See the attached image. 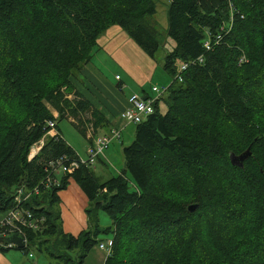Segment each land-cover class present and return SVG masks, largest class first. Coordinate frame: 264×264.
Listing matches in <instances>:
<instances>
[{
  "label": "trees",
  "instance_id": "trees-1",
  "mask_svg": "<svg viewBox=\"0 0 264 264\" xmlns=\"http://www.w3.org/2000/svg\"><path fill=\"white\" fill-rule=\"evenodd\" d=\"M232 1L238 13L230 31L209 50L202 45L204 29L215 30L225 19V0L169 1L165 33L174 44L161 66L172 80L152 113L134 124L133 139L122 148L124 167L100 181L90 164L80 163L58 123L74 119L89 142L86 125L75 119L89 114L93 130L106 125L72 78L111 25L154 59L161 44L154 1L0 0V212L15 205L19 186H39L23 205L45 217L41 229L26 230L19 251L83 264L91 248L106 241L98 234L110 233L103 264H264V0ZM200 55L202 62L179 72L178 80L177 63ZM52 119L55 136L46 134ZM248 147L243 165L231 164L229 155ZM60 157L79 164L53 174L57 184H41L49 162L56 166ZM70 178L110 226L99 227L93 214L92 229L64 231L50 203Z\"/></svg>",
  "mask_w": 264,
  "mask_h": 264
},
{
  "label": "rangeland",
  "instance_id": "rangeland-1",
  "mask_svg": "<svg viewBox=\"0 0 264 264\" xmlns=\"http://www.w3.org/2000/svg\"><path fill=\"white\" fill-rule=\"evenodd\" d=\"M153 1L156 7V12L153 16V20L156 24L155 27L159 31L158 39L161 44L158 50L155 52L154 56L155 62L157 64L154 72L155 76L153 77L152 82H149L148 86L152 84L159 87H166L172 79L171 76L162 68L161 62L163 61L165 53L171 50L172 45L174 44L169 37L166 38L165 33L167 27V8L170 0ZM97 57L100 59V56ZM93 62L96 61L92 60V63ZM99 64L101 63L99 62ZM177 65H179V63H177ZM98 67L102 69L100 65ZM108 69L110 75L106 71L105 74L109 79L108 81L110 86L106 83L98 84V87L93 86L92 83L87 80V78H85L84 74L77 75L78 72H75V76L73 77V79H76V81L80 85V90L85 93L88 92L84 90L83 87H86L87 84H90L93 87L91 93L96 95V100L99 99L100 96H103L104 98H109L111 96L116 97L118 94L113 91L114 89L118 91V82L114 78V73L116 72V70L111 66H109ZM88 87L90 86L88 85ZM124 92L127 93L128 90L124 89ZM69 97H72V95L69 94ZM159 107L161 111H163L165 108L162 102H160ZM79 119H81L86 125L87 134L91 135L97 132L101 133L102 129L106 128L104 124V126H98L96 130H93L91 121L89 122V114H80L79 117L75 119V122H79ZM71 121H74V119H62L59 121L58 127L64 139L76 150L80 159H85L86 147L89 144V141L76 129ZM106 125L108 124L106 123ZM133 128L134 125H129V127L124 130L121 139L122 143L113 142L111 143L112 146L104 151L103 155H105L107 160H103L105 161L106 165L97 160L90 165L92 170L95 167L93 171L100 181H103L111 177L112 175H116L120 171V169L124 167L122 148L132 141L134 135ZM56 174L58 176L61 175L62 170L59 168ZM44 202L47 203L48 199H46ZM50 208L52 211H55L60 215L57 221L61 224L64 231L68 233L77 235L81 230L88 228L92 229L94 226L95 222L93 221L94 218L92 217L95 213V210L97 209H94L92 202H90L86 198L78 184L71 178L66 188L58 191V199L50 203ZM95 215L98 218L99 227L104 228L111 225L110 218L101 209L98 210L97 213L94 214V216ZM110 237V233H99L97 236V238L103 240H107V238H109L112 244V239ZM95 247L98 248L97 245H95ZM12 252L19 257L21 264H64V261H62V259L55 258L52 255L47 254L45 251L39 253L35 249H29L25 254L18 250H12ZM79 252L80 251L78 247L72 250L71 253L69 251V255L71 256L72 254V257H76Z\"/></svg>",
  "mask_w": 264,
  "mask_h": 264
},
{
  "label": "crops",
  "instance_id": "crops-1",
  "mask_svg": "<svg viewBox=\"0 0 264 264\" xmlns=\"http://www.w3.org/2000/svg\"><path fill=\"white\" fill-rule=\"evenodd\" d=\"M97 45L98 46L93 53L90 61L87 62L80 71H78L77 75L84 74L85 78H87V80H89L93 86L98 87V84L102 83H106L110 86L108 81L109 79L107 78L105 71L109 74L108 67L111 66L116 70V72L114 73V78L118 82V91L115 89L113 91L118 95L116 97L111 96L109 98L100 96L99 99L96 100V95L91 93L93 87L90 84H87L86 87L84 86L85 88L83 87V89L88 92L85 93L80 90V85L76 81V79L72 78V83L85 98H87L96 108H98V110H100L108 124L105 125L106 128L102 129L101 133L97 132L95 134H103L107 132L111 126L118 124L122 127L121 136L119 140H114L113 142L122 143L121 139L124 130L129 127V125L134 124L124 123L119 119L118 114L121 110L129 106V96L132 93H137L142 97L151 96L153 94V92L151 91V86L154 85L151 84L148 86V84L149 82H152V79L155 76L154 72L157 64L155 62V59L144 54V52L140 50L131 41V39H129L127 34L122 31V29L117 25H111L110 27H108L98 37ZM97 56H100V59ZM92 60H95L96 62L92 63ZM99 62L101 64H99ZM99 65L102 67V69L98 67ZM88 85L90 87H88ZM124 89H127L128 92L125 93ZM52 112L54 116L57 115V112L55 110ZM111 146L112 145L110 144L108 148H110ZM103 159L107 160L105 155L99 157L97 161H100L101 163L106 165ZM3 215L4 213L1 212L0 219L3 217ZM12 250L16 251L18 249L0 248V264H21L19 257L14 254ZM104 259V251L101 249L99 250V248H96L94 246L88 252L86 258L83 261V264H103Z\"/></svg>",
  "mask_w": 264,
  "mask_h": 264
},
{
  "label": "built area",
  "instance_id": "built-area-1",
  "mask_svg": "<svg viewBox=\"0 0 264 264\" xmlns=\"http://www.w3.org/2000/svg\"><path fill=\"white\" fill-rule=\"evenodd\" d=\"M236 13H238V9H236L233 1L225 0V19L222 20L215 30H212L210 27H206L204 29V38L202 40L204 49H211L214 45L218 44L225 35L229 33L231 24L233 23L234 15ZM202 60V55H200L196 59L181 62L177 67L178 73L175 77H177L178 80H181L179 72L185 70L190 64L195 62L200 63ZM245 60L246 59L244 55H242L239 58V63ZM166 88L167 86H151V91L153 94L151 96H147L145 99H143V97L137 93H132L129 96V106L119 112V119L126 124H137L141 122L147 115L152 113L154 101L159 96L164 94ZM46 123L48 126L46 134L50 136L58 135L55 127V121L52 119L48 120ZM121 129L122 127L116 124L111 126L109 130L103 134H89L88 136H90V142L86 147V158L80 159V163L91 165L99 157L103 156L104 150L109 147L111 142L120 139ZM44 137L45 135H43L38 141L31 145L28 154L29 159L40 150L44 142ZM55 161L57 164L56 166H54L53 161L49 162V166L52 167V170L46 169V175L41 181V184H57L58 179H56L53 174H56L59 168L62 170V172L71 173L79 164V161H72L69 162V164L63 163L64 157H60ZM38 188L39 186H34L30 190H26L22 186L17 188L16 194L14 196L15 205L8 209L0 219V238L2 239L0 241V246L5 248L15 247L14 243H7L5 241V237L11 233H18L21 235L25 247L27 244L26 230H38L44 225L45 217L43 215L34 214L31 210L25 208L23 205V202L26 201L31 194L38 193ZM97 247L103 250L105 255H108L111 250V240L109 239L106 241H101L97 244Z\"/></svg>",
  "mask_w": 264,
  "mask_h": 264
},
{
  "label": "water",
  "instance_id": "water-1",
  "mask_svg": "<svg viewBox=\"0 0 264 264\" xmlns=\"http://www.w3.org/2000/svg\"><path fill=\"white\" fill-rule=\"evenodd\" d=\"M146 96H143V99H145ZM251 154V151L248 148H246L244 151L236 154V153H231L229 155V159L231 164L235 165V166H239L241 167L243 165L244 160L249 157ZM196 208V204H191L188 206L189 211H193ZM2 239L0 238V241ZM5 241L7 243H14L15 244V248L17 249H21L24 247V243L22 240L21 235H19L18 233H11L8 236L5 237Z\"/></svg>",
  "mask_w": 264,
  "mask_h": 264
},
{
  "label": "bare ground",
  "instance_id": "bare-ground-1",
  "mask_svg": "<svg viewBox=\"0 0 264 264\" xmlns=\"http://www.w3.org/2000/svg\"><path fill=\"white\" fill-rule=\"evenodd\" d=\"M244 62V61H243Z\"/></svg>",
  "mask_w": 264,
  "mask_h": 264
}]
</instances>
